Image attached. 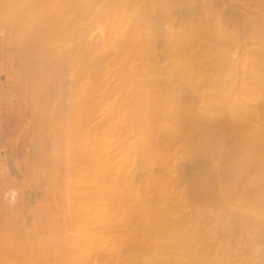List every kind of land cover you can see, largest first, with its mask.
Returning a JSON list of instances; mask_svg holds the SVG:
<instances>
[{
	"label": "bare ground",
	"instance_id": "bare-ground-1",
	"mask_svg": "<svg viewBox=\"0 0 264 264\" xmlns=\"http://www.w3.org/2000/svg\"><path fill=\"white\" fill-rule=\"evenodd\" d=\"M4 70L0 264H264V0H0Z\"/></svg>",
	"mask_w": 264,
	"mask_h": 264
},
{
	"label": "rangeland",
	"instance_id": "rangeland-1",
	"mask_svg": "<svg viewBox=\"0 0 264 264\" xmlns=\"http://www.w3.org/2000/svg\"><path fill=\"white\" fill-rule=\"evenodd\" d=\"M7 60H9V59H6L5 61H7ZM0 73H1L0 74V80L3 78V80H2L3 83L2 84L4 86L2 84L1 85L3 86V89L5 88L4 91L6 90L5 92H3V90H2V94H1V91H0V105H1L0 106V134H1L0 135V148H1L0 149V160H1V162H0V171L1 172L0 173H3L4 174V175L3 174L0 175V184H2V187L0 185V188H1L0 189V198L2 197L1 193L4 196V198H1L0 199L1 201H3L4 204L3 205L0 204V206L3 209V206L7 204V203L5 204V202H8L9 203L10 201L16 200V194H14V192L12 191V190L16 189V187H14V185L15 186L18 185L17 188L19 187V185L20 186L21 185L22 186L26 185V177H27V174L26 173H27V171H25V169L26 170L28 169L27 167L29 165V162L27 164V162L25 160L26 165H27L26 166L25 165V162H24V157H25V159L28 160V156L31 157V155H33V152H34V144H36V143H34V141H33V138L35 137V135L32 134V136H31V133H30L31 130H32V128H33V125L32 124H28V123H25L26 126L23 125L24 124V121L29 122L28 119L26 120V118H29L30 121L32 120V116L30 115V112L28 110H26V111H24L22 113L19 112L22 115L24 113V115L26 116V117H23L24 115L21 116V118L23 117L24 120L22 119V123H20L21 118L16 113L18 111H15V110H17L16 107H14V106H17V103H18V102H16L17 98L13 94L14 91L13 92H10L12 89H11L10 84H9V78H6L5 77L7 73H6L5 70L4 71H0ZM4 83H6V85ZM6 87H7V89H6ZM2 96H4V98H6V100H8V101L4 100V98ZM12 100H15V101H12ZM9 107H11V108L9 109ZM17 118L19 120H17ZM16 121H18V122H16ZM19 129H20V132H19ZM29 130H30V132H29ZM5 139H6L7 142H5ZM12 139H14V140H12ZM34 139L37 142L36 138H34ZM10 140H12V141H10ZM30 141H32V142H30ZM30 146H33V148L30 147ZM6 150H8V152ZM27 151H28V153H27ZM15 158H16V162H15ZM13 160H14V162H13ZM19 168L21 169V172H18L16 170V169H19ZM23 173H24V176H23ZM2 176L4 178H6V179H9V181L6 180V179H4ZM23 177L25 179H23ZM2 178L5 180V183H4V181H3ZM6 183L9 184V185L7 186ZM3 185L4 186L6 185L8 187V189L7 190L4 189V186ZM13 187H14V189H13ZM9 188H10V190H9ZM11 193H12V195H11ZM6 198H8L10 200L7 201ZM4 199H5V201H4Z\"/></svg>",
	"mask_w": 264,
	"mask_h": 264
}]
</instances>
